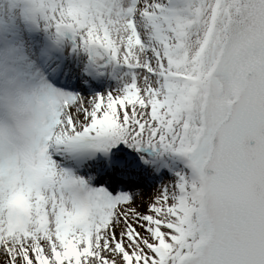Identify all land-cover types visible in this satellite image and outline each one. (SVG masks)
Segmentation results:
<instances>
[{
    "label": "snow or ice",
    "instance_id": "snow-or-ice-1",
    "mask_svg": "<svg viewBox=\"0 0 264 264\" xmlns=\"http://www.w3.org/2000/svg\"><path fill=\"white\" fill-rule=\"evenodd\" d=\"M0 264H264V0H0Z\"/></svg>",
    "mask_w": 264,
    "mask_h": 264
},
{
    "label": "bare ground",
    "instance_id": "bare-ground-1",
    "mask_svg": "<svg viewBox=\"0 0 264 264\" xmlns=\"http://www.w3.org/2000/svg\"><path fill=\"white\" fill-rule=\"evenodd\" d=\"M40 167V164H38V167L37 168H34L33 169V173L35 172V171H38L37 169ZM43 171H44V169H43V166H42V170L40 171V172H38L36 175H38V176H40V175H42L43 174ZM36 177V176H35ZM152 191V189L151 190H146L145 192L146 193H150ZM17 194H20V199L22 200L20 203H17V201L18 200H16V197H17V195H14L13 196V198H12V200H11V204L12 205H14L13 207H16V208H18V209H26L27 208V200H26V197H25V195H24V193H22V192H17ZM13 200H15L14 202H12ZM17 203V204H16ZM16 204V205H15Z\"/></svg>",
    "mask_w": 264,
    "mask_h": 264
},
{
    "label": "rangeland",
    "instance_id": "rangeland-1",
    "mask_svg": "<svg viewBox=\"0 0 264 264\" xmlns=\"http://www.w3.org/2000/svg\"><path fill=\"white\" fill-rule=\"evenodd\" d=\"M165 179H167V177H165ZM158 183V181H153V182H144L140 184V188L145 192L146 190H151L153 189V187L155 186V184ZM109 191H112L111 189H109ZM115 194V193H113ZM17 195V193L15 194Z\"/></svg>",
    "mask_w": 264,
    "mask_h": 264
}]
</instances>
